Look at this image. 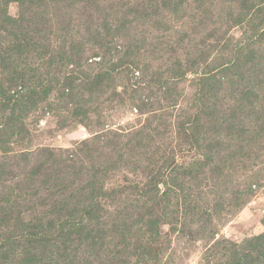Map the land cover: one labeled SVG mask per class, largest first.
I'll use <instances>...</instances> for the list:
<instances>
[{"label": "trees", "instance_id": "obj_1", "mask_svg": "<svg viewBox=\"0 0 264 264\" xmlns=\"http://www.w3.org/2000/svg\"><path fill=\"white\" fill-rule=\"evenodd\" d=\"M53 1L72 3V0ZM145 1L152 0L133 2L131 9L123 13L118 26L114 27L111 26L112 18L105 15L99 23L100 29H96L93 25L97 22V15L86 14L78 24L84 34L92 33L91 44H82L84 34L76 38L70 30H60L74 42L58 38L59 43L50 45L46 43V37L49 40L52 35L42 33L38 27L42 24L36 20L34 26L30 24L29 15L23 8L25 0H0V15L4 17L10 3H17L19 7L16 15L6 19L17 41L12 52L45 61L42 72L28 69L6 80V91L0 93V109H8L13 114L17 103L28 99L36 103L38 97L45 98L50 90H61L70 98L72 90L79 85L88 92L106 80L122 75L129 82V88L124 90V87L123 91L115 93L127 95V101H133L130 105L137 109V113L146 116L139 127H119L97 134L95 138L100 142L104 136L111 135L110 142L118 148V155H121L122 148L117 143L124 137L127 139L122 144L124 148L134 151L135 147H144L152 153L146 165V176L132 180L130 184L134 200L124 209L111 207L109 210L106 209L114 203L112 196L117 193V188L104 187L101 178L93 180V174H90L92 178L86 179L85 173L91 167L92 173L103 174L100 164L84 165L86 158L80 150L86 148V139L73 149L45 150L44 158L37 165L25 169L18 180H14L12 171L16 167L18 172L22 167L16 162L0 160V264H89L93 260L97 264H159L163 243L161 226L168 224L170 229H175L172 226L178 219L176 215L180 208L183 210L181 214L194 217L199 222H206L213 215L195 199H187L186 203L183 200L181 205L173 207L170 199H174V194L178 195L184 179L187 177L197 187L206 183L209 189L215 188L219 185L216 177L222 174L216 161L229 157L228 147L230 153L241 157V162L258 159L264 153V68L260 63H254L257 66L254 77L248 75L251 38L255 35L257 42L264 41V4L257 6L261 3L258 2L252 12L249 7L237 14L234 23L245 29L241 35L234 38L223 31L221 34L224 36L215 39L211 30L206 37L215 40L206 44L204 36L197 39L193 30L186 33L184 29L166 26L170 20L179 18L178 7L185 5L186 8L192 6L193 10H200L205 0H159L160 4L153 6ZM148 7L155 10L150 11ZM160 12L169 13V16L165 26L154 28L163 38L166 32L172 33L173 42L164 40L166 48L162 49L159 46L163 40H160L143 53L172 55L170 60L167 59L166 75L158 78L160 86L156 90L165 96L161 98L165 105L160 110H145L149 105L143 97L144 92L156 91L144 90L142 86V80L148 81L146 73L149 68L141 65L137 57L143 37L135 27L141 24V19H155L158 25L159 20L165 18V14L159 17ZM251 20L256 28L249 34L247 25ZM1 22L4 19H0ZM151 30L154 31L153 28ZM187 35L191 45L184 48L181 41ZM119 40L125 44L119 46ZM111 50L119 56L107 65L105 55ZM259 53V48L253 52L255 61L260 59ZM96 56L98 60L87 61ZM85 62L88 70L83 69ZM188 74L192 78L188 79ZM133 77L141 78V81L138 84L130 82ZM187 79L189 83L185 84L183 81ZM181 83L185 84L189 94L185 104L184 97L179 98L176 90L167 88L168 84L174 87ZM18 85L24 92L16 96L9 94L10 89ZM180 105L185 108H179ZM173 108L176 110L174 113L171 111ZM80 113L84 111L74 110L75 115ZM14 120L17 118H7L2 123L4 129H10ZM5 130L0 129V133H6ZM171 134L182 141L181 145H166L158 151H151L153 146H160ZM155 154L157 158L153 159ZM186 154L191 159L179 161V157ZM18 156L26 159L23 153ZM138 163L136 161L134 166ZM139 167L141 169L142 165ZM218 208H213V212L220 213L222 209ZM261 223L264 228V216ZM185 228L189 230L184 223ZM111 233H115L117 241H120L118 245H121L115 253L128 251L124 259L108 260L110 251L107 243L112 239ZM206 253L213 262L207 259L205 264H264V230L242 242L235 243L227 238L216 240L208 246Z\"/></svg>", "mask_w": 264, "mask_h": 264}, {"label": "rangeland", "instance_id": "obj_2", "mask_svg": "<svg viewBox=\"0 0 264 264\" xmlns=\"http://www.w3.org/2000/svg\"><path fill=\"white\" fill-rule=\"evenodd\" d=\"M31 1L32 3L29 4ZM137 1L139 0H72L71 5L69 3L54 2L53 0H25L24 6H27L28 9L24 6L23 8L25 14L29 15L30 24L32 23L34 26L36 24L34 20H36V22L38 21V23L42 24H39L38 27L42 29L43 34L49 33V36L50 34L52 35V39L49 38L47 40L48 37H46V43L51 45L59 43L60 40L58 38H64L66 42H74L72 39L66 38L67 35H63V31L70 30L74 34V37L80 36L81 38L84 31H82L83 28L78 22L84 20L86 14L97 15V22L93 25L96 29H100L99 23L105 15L112 18V27L118 26L119 19H121L123 13L130 10L132 3ZM145 2L149 6L160 4L159 0ZM251 2L253 0H205L200 10H193L192 6L186 8L184 5L178 7L177 14L179 18L170 20L166 26L172 27V29H184L186 33L193 30L197 39L199 36H204L203 41L206 44L224 36L221 34L223 31L227 35H233L235 38L241 35V31L243 30L241 26L234 23L237 14L243 12L245 9H249V7L252 12L255 7L264 4V0H254L252 9ZM258 2L261 3L256 6ZM243 8L245 9L243 10ZM148 9L150 11L155 10L154 7H148ZM18 10L17 3H10L7 9V16L16 15ZM165 12L159 13V17L165 14L164 17L166 19L159 20L158 25L155 19H141V24L135 27L137 29L136 32L140 31V35L143 37L142 42L139 44L140 51L137 57H139L141 65L148 66L149 68L146 73L148 81L142 80L144 90H159L160 81L158 78L166 75L164 72H166L167 59L170 60L172 58L170 54L164 55L165 52L160 55L143 53L145 52L143 50H148L153 43L155 44V42L157 43L160 40H163V44L159 46V48L163 47L162 49L166 48L164 47V40L173 42L174 37L171 35L172 33L166 32L163 38L158 29L155 30L154 28L162 24L165 26V22L169 16V13ZM0 16L1 20L4 19V22L0 23L1 93L6 91L4 90L7 84L6 80L12 77L13 74L24 72L28 69H37V71L40 70L42 72L45 70L43 68V62L45 61L43 58L40 59L34 56L29 58L28 56H19L17 52H12L17 41L14 39L15 36L12 35L11 27L6 20L7 16L4 17L2 14ZM152 28L154 31L151 30ZM247 28H249L248 32L250 34L256 28L255 22L253 23L251 20ZM60 30H63L62 33H60ZM211 30L214 32L212 36L215 39L206 37L208 33H211ZM91 34H84L85 41L84 43L82 42L83 45L88 44V42L91 44ZM188 38L189 36L187 35L181 41V45L184 48L191 45ZM255 38V35L251 38V57L249 55L248 62V75L251 78L254 77L256 65L260 63V67L264 68V41L259 43ZM119 43V46H121L125 44V41L119 40ZM257 48L260 49V59L255 61V55L252 56V54ZM3 49H5V53H3ZM215 51H218V49H215ZM118 56L114 50H111L109 54L105 55L104 61L109 65L115 62ZM93 58L99 59L96 56L88 58L87 61L89 62ZM85 68L86 70L89 68L86 62L83 65V69ZM134 74H136V77L138 76L137 71ZM262 75L264 76V72ZM187 78H192V76L188 74ZM188 79L183 82L185 84L189 83L187 82ZM139 81H141V78L133 77L130 82L138 84ZM184 83L174 85V87L168 84L167 88L176 90L179 98L184 97L185 104L189 94L186 93L187 89ZM124 87H126L124 90H128L129 82L125 76L120 75L114 79L106 80L102 85L94 87L92 90H88V92L85 89H81L82 87L79 85L75 90H72L69 95L70 98H68V95H63L61 90H50L45 98L38 97L36 103H33L31 99L17 103L18 105H16L13 114L8 109H0V127H2L0 129L5 130L2 123L6 122L7 118H17V120H14L13 126L5 130L6 133H0V135L2 134L0 160L16 162L22 167L18 172V168L14 167L12 171L15 175L13 177L15 178L14 180H18L23 175L25 169L28 170L30 167L37 165L44 158L45 150L73 149L78 143L86 139L88 140L86 148L80 150L82 156L86 158L84 165L91 167L92 163H96L95 165L100 164L103 173L102 175L94 174L91 167V171L88 170L85 173L86 179L93 177V180H98V178H101L104 187H116L117 193L112 196L115 201L106 210H109L111 207L124 209L123 207L130 201H133L132 197L134 198L135 196V194L133 195V191L129 189L132 188L130 184L132 180L136 181L135 179L146 176V165L150 162L149 158L152 156V153L144 147H135L134 151L124 148L122 144L124 141L127 142V139L124 137L117 143L122 148L120 150L121 155H118V148L114 147L110 142L111 135L104 136L100 142L95 138L97 134H101L102 132L113 131L119 127L123 129L132 126L139 127L140 123L143 122L146 114L139 115L137 109L130 105L133 101L130 103L127 101V95L121 94L120 96L115 93V91H123ZM19 92H24V90L20 89L18 85L16 87L13 86L9 94L16 96L20 95ZM144 94L143 97H146L145 102H148L149 105L145 110L154 108L160 110L165 105L164 101L162 103L163 97L165 98L162 93L145 91ZM1 100L2 97L0 96ZM181 107L185 108V106L180 105L179 108ZM75 109L84 111V113L75 115ZM166 110H169V108ZM171 111L174 113L176 110L173 108ZM181 143V140L171 134L160 146L157 144L153 146L151 151H158L160 147L163 148L166 145L167 147H170V145H174L173 147H175L176 144L181 145ZM127 147L129 148V146ZM230 151V147H228V158H221L216 161V164L220 165L222 170V174L216 177L219 183L217 187L209 189L206 183H203L201 187H197L193 181H188L186 177L182 182L178 195L174 194V199H170L173 202L174 208H176V205H181L183 200L186 203L187 199V201L195 199L202 208L206 207V211L210 215L213 213V215L210 219H206V222H199L194 217L190 218L181 214L183 210L180 208L178 215L175 213L178 218L174 220L175 222L172 226L175 229H170L171 226L168 224L161 226L160 233L163 235L160 237L163 239V243L161 244L162 251L159 256V264H205L207 259L212 263V259L210 257L207 258L206 252L208 246L216 242V240L227 238L235 243L242 242L245 238L260 234L264 230L261 223L264 216V172L262 171L264 153H261L258 159H244L241 162V157L238 154L233 155ZM21 153L26 155L24 157L27 160L18 156ZM148 155L149 157L146 158ZM190 157L186 154L181 158L179 157V161L183 159L189 161ZM152 158H157V155H153ZM136 161L142 165L141 169L139 163L138 166H134ZM218 173H220V170ZM90 174H93L92 177ZM215 207H219L222 211L220 213L213 212V208ZM101 220L104 221V219ZM184 223L189 226V230L184 229ZM135 232L134 230L133 233L135 234ZM111 234L112 239L107 243L108 252L110 251L108 260L124 259L128 251L124 254H116L115 251H119L121 245H118L120 241H117L115 233ZM92 259L93 257L91 256ZM89 264H97V261H90Z\"/></svg>", "mask_w": 264, "mask_h": 264}]
</instances>
